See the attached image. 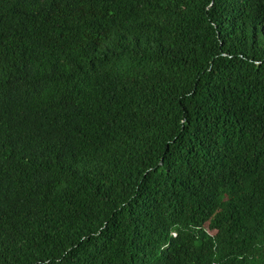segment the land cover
Returning <instances> with one entry per match:
<instances>
[{
    "label": "trees",
    "instance_id": "obj_1",
    "mask_svg": "<svg viewBox=\"0 0 264 264\" xmlns=\"http://www.w3.org/2000/svg\"><path fill=\"white\" fill-rule=\"evenodd\" d=\"M0 264H264V0H0Z\"/></svg>",
    "mask_w": 264,
    "mask_h": 264
}]
</instances>
